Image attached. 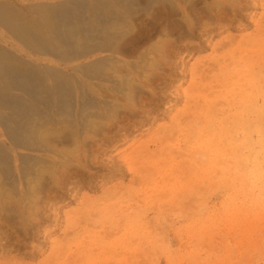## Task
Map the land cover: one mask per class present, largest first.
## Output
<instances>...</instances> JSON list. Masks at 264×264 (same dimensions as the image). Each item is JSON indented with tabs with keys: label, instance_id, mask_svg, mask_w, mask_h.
<instances>
[{
	"label": "rangeland",
	"instance_id": "1",
	"mask_svg": "<svg viewBox=\"0 0 264 264\" xmlns=\"http://www.w3.org/2000/svg\"><path fill=\"white\" fill-rule=\"evenodd\" d=\"M176 1L141 14L147 82L101 89L85 164L30 226L0 211V264H264V0Z\"/></svg>",
	"mask_w": 264,
	"mask_h": 264
},
{
	"label": "bare ground",
	"instance_id": "2",
	"mask_svg": "<svg viewBox=\"0 0 264 264\" xmlns=\"http://www.w3.org/2000/svg\"><path fill=\"white\" fill-rule=\"evenodd\" d=\"M172 3L178 6L176 0H0L4 215L17 213L30 226L42 190L85 164L91 134L122 106L112 95L130 104L147 82L139 78L152 63L146 51L138 52L147 37L141 14L157 15ZM136 53L142 60L129 66L139 71L123 72ZM107 88L114 94L101 91Z\"/></svg>",
	"mask_w": 264,
	"mask_h": 264
}]
</instances>
